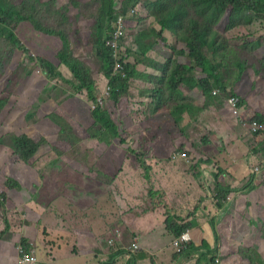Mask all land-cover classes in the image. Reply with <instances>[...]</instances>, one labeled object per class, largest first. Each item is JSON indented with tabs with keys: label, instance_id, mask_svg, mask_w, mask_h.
<instances>
[{
	"label": "rangeland",
	"instance_id": "rangeland-1",
	"mask_svg": "<svg viewBox=\"0 0 264 264\" xmlns=\"http://www.w3.org/2000/svg\"><path fill=\"white\" fill-rule=\"evenodd\" d=\"M11 1L22 7L24 16L31 13L42 27L66 36L72 55L87 63L96 84L91 90L75 93L61 79L51 80L41 65L31 64L29 56L36 58L38 54L20 36L17 37L21 41L19 46L0 37V240L12 241L16 246L27 237L23 230H27V235L30 230L33 237L45 239L46 256L64 249L78 256L87 251L92 254L86 255L87 264H102L116 257L117 247H131L138 241L132 229L123 225V215L129 214L131 223L152 208L178 215L183 204L174 200H184L187 195L192 196L198 191L200 196L196 201L194 199L189 212L201 211L208 200L203 212L214 229L213 236L209 237L213 244L206 240L202 242L205 239L202 236L199 241L202 246L205 242L210 247L215 245L216 254H207L208 259L216 257L220 264H251V257H264V188L260 189L254 181L250 182V176L244 179L245 173L235 172L231 166L244 158V166L249 168L251 155L258 149L260 153L256 155L259 159L253 170L259 168L261 172L257 175L264 181V149H260L264 147V132L255 136L249 127H244L241 120L234 116L225 103V99L232 95H223L218 90L219 103L200 113L187 110L181 123L177 122L176 115L171 112L180 101L169 99L164 109L159 110L157 103L152 105L154 98L151 91L157 87L156 84L143 88L146 90L142 94L146 97L143 100L141 95L133 97V90H130L116 106L107 95V84L106 90L100 88V80L106 78L101 70L96 46L97 39L103 38L106 30L102 13L99 12L100 0ZM116 1L117 8L122 11L126 5L125 0ZM152 1L139 0L137 6L119 15L124 17L126 23L125 55L129 51L141 53L136 41L139 32L149 29L153 24L148 16L151 12L146 5ZM24 23L27 28L34 21L27 19ZM158 28L161 26L158 25ZM222 33L229 40V48L219 54L209 53V56L214 64H226L221 72L226 82L234 85L240 72L237 63L245 61L243 57L248 49L244 45L264 40V19L258 17L250 25L224 28ZM164 34L168 35L169 46L157 45L158 48L155 46L149 55L164 54L166 58L161 63L172 66V59L177 60L187 52L184 58H180V62L189 66L196 65L198 69L190 86L187 80L185 82L188 88L187 102L197 108L203 107L205 104L196 100L200 95V79L206 76L202 71V62L192 60L189 50H186L187 46L172 31L167 29ZM56 39L60 40L58 37ZM41 45L44 47L42 52L56 53L63 49L61 41L54 43L56 50ZM169 47H176L177 50L172 51ZM248 50L250 54L246 57L247 70L242 82H245L247 74L261 77L264 81V46L255 51L252 48ZM55 67L63 72L64 77L74 80L65 67L63 70L57 63ZM140 69L164 75V72L152 67ZM29 71L31 75H27ZM255 93L256 88L248 85L243 96L248 105L245 106L246 110L253 109L248 99ZM92 96L96 97V102ZM131 97V106H128L127 100ZM99 100H102V105ZM99 106L111 111L121 137L113 138L112 134H104L103 138L95 137L101 131L94 116ZM54 117L64 120L67 126L64 128L56 124ZM245 118L248 120L254 117ZM127 122L130 125L126 128ZM22 134L30 136L40 145L37 155L28 161L15 153V141ZM122 139L126 140L125 144L121 142ZM166 147L170 148V156L153 155L156 148ZM180 152L189 154L190 162L174 160L173 155ZM236 153L237 156L234 155ZM10 178L19 181L22 188H7L5 181ZM220 179L234 192L224 201V216L218 219L213 216V211L220 210L216 190V182ZM126 180L129 181V189ZM41 192L52 200L50 205L53 210H47L41 218L28 219L26 201L31 199L29 196L39 198ZM3 193L7 194L6 200H3ZM253 195L256 202L250 200ZM92 217L97 225V231L92 226L97 242L92 245L91 241L86 249H81L64 234L88 228ZM217 228H221L222 234ZM119 233L122 236L114 237ZM14 238L18 240L14 241ZM113 240L115 244L111 243ZM175 255L180 254L175 250ZM118 257L115 264H129V258L125 255L120 260ZM193 257V260L199 259L198 256ZM61 261V264H79L78 261L64 257H61Z\"/></svg>",
	"mask_w": 264,
	"mask_h": 264
},
{
	"label": "trees",
	"instance_id": "trees-1",
	"mask_svg": "<svg viewBox=\"0 0 264 264\" xmlns=\"http://www.w3.org/2000/svg\"><path fill=\"white\" fill-rule=\"evenodd\" d=\"M100 2L99 12L102 13V21L104 26H106V30L104 37L97 39V57L101 63L102 72L110 80L111 99L116 103V106L129 93L131 82L139 79L157 85V87L152 89L151 96L154 98L155 103L158 104V110L164 109L169 99L180 101L171 110L172 114L176 115L178 123L183 121V114L187 110H196L198 111L197 113H200L219 103V97L214 94L216 90H220L223 95L239 96L242 98L243 105H246L245 99L231 90L235 84L230 85L229 82H226L221 72V69L226 64L224 62L214 64L209 53L219 54L229 48V40L222 33L224 28L232 29L238 25H250L258 17L264 19V0H153L147 4V7L161 28L151 26L149 29L139 32L136 42L141 49V53L128 52L126 58L129 62L125 63L127 77L115 74L114 50L109 47L108 41L115 31V23L121 12L123 14L127 13L131 8L137 6L139 0H125L124 3L126 5L125 7L123 6L122 11L117 8L116 0H100ZM27 19L33 20L34 23L26 28L24 22ZM167 29L172 31L179 41L187 46L188 49L186 48V50H189L192 60L194 59L203 64L202 71L206 76L200 79L198 84L200 95L196 99L205 104L203 107L197 108L193 103L187 102L188 88L185 86V82L187 80L190 86V83L195 80L198 70L196 65L189 66L180 62V58H184V54H187V52L182 54L177 60L172 59V66L168 63L160 64L148 57V54L154 50L155 46L160 44L169 46L168 37L164 34ZM18 36L33 47V50L38 54L36 58L29 56L31 64L41 65L51 80L61 79L64 83L69 84L75 93L91 90L95 86L96 80L91 68L86 62L72 55L70 42L66 36L61 32L57 33L54 30L42 27L31 13L28 16H24L22 7H18L11 0H0V37L19 46L21 41L17 38ZM57 37L60 40L56 39ZM60 41L63 49H59L56 53L51 51L42 52L44 47H41V44L56 50L54 43H59ZM263 46L264 40L259 39L256 42L244 45V48H252L255 51ZM169 48L172 51L177 50L176 47ZM240 48L243 50V47ZM248 49L244 53L243 60L245 61L247 55L250 54ZM131 57L136 59V63L130 62ZM145 61L149 62L150 66L156 70L164 72V75L154 76L141 72L138 65L142 62L145 63ZM245 61L237 63L240 72L235 79L236 84L242 81L243 75L247 70ZM56 63L63 70L65 67L74 80L64 77L63 72L56 69ZM31 74V71L27 73V75ZM93 98L96 102V97L94 96ZM191 99L195 100L194 98ZM227 99H225V103ZM0 104L2 105V102ZM110 112L100 106L95 109L94 116L101 130L95 137H101L104 134H112L113 138L121 137L119 126ZM53 116L54 114H52ZM254 120L264 123V115H259ZM54 121L64 128L67 126L65 121L58 117H54ZM254 135L258 136L259 133ZM121 142L125 144L126 140L122 139ZM15 146L17 156L27 161L34 158L40 148V145L26 134L18 137L15 141ZM255 150L258 151V149ZM5 186L12 189L15 186H19V184L10 178L5 181ZM216 190L219 195L218 207L223 209L224 201L234 190L228 189L221 179L216 182ZM6 196L7 194L3 193V200H6ZM176 220L178 219L169 216L167 224L169 231L179 238L184 232L192 228V224L181 225ZM204 246L207 247L209 254H216V251L212 250L207 242L204 243ZM193 251L200 252V248L193 246ZM251 260V264H264V258L261 255L257 259L251 257ZM208 264L220 263L214 257L212 260L208 259Z\"/></svg>",
	"mask_w": 264,
	"mask_h": 264
},
{
	"label": "crops",
	"instance_id": "crops-1",
	"mask_svg": "<svg viewBox=\"0 0 264 264\" xmlns=\"http://www.w3.org/2000/svg\"><path fill=\"white\" fill-rule=\"evenodd\" d=\"M148 16L152 19L150 20V22L153 23L148 28H150L151 26H155L158 28L159 24L157 23L156 19L153 20V15L148 14ZM166 36L168 37V35ZM156 48H158V46ZM148 57L153 58L152 60L154 61L157 60L156 62L158 63L163 62L166 58L164 54H158V53L156 55L148 54ZM130 62L136 63V59L134 57H131ZM146 66L151 68L150 63L146 61L145 63L144 62L140 63L138 65V68L141 72L145 74L161 76V75H158L159 72L157 71L152 72L151 70L145 71V70L140 69V67H146ZM153 69L156 70L155 68ZM245 76H247L245 78V82H242L243 81L242 80L240 83H237L234 86H232L231 89H233L234 92H236L238 95L243 97L245 96V92H246L248 85L250 87H255L256 93L252 96V98L248 99L249 105L253 109L246 110V107H245V116H247L248 118H251V117L255 118L259 115H264V81L261 77L259 78V77H255V76L248 75V74ZM248 77L250 79H248ZM134 81H135L134 83L132 81L133 84H131V87H130V90H133L132 96L137 97L141 95V99L143 100V98H146L142 95L146 92V90H143V88H148V85L152 83H149L143 79L134 80ZM106 84L108 88L109 87L108 79L104 77V79L100 80V86H101L100 88H102V91L107 89L105 86ZM129 99H132V97L128 98L127 100V104H129L128 106H131V104L129 103L130 102ZM244 101L246 102V100ZM152 103H153L152 105L155 106L156 104L155 101H152ZM149 106L151 107L150 104ZM133 107L135 106L133 105ZM121 108L124 109V107H121ZM250 113H252L251 117H250ZM127 123L128 124L125 126L126 128L130 125V122H127ZM96 138H99V137H96ZM102 138H103V135H102ZM168 149L170 148L168 147H166L165 149L156 148L155 151H153V155L156 157L170 156L171 152H169ZM260 149H264V147L263 148L260 147ZM258 152L259 151L255 150L254 154L251 155V158H250L251 164L249 168L244 166V162H243L244 158H240L237 164L234 163V164H231V166L235 169V172L243 171L245 173L244 179H247L248 176H250V182L254 181L256 186L262 189L264 188V181H262V179L260 178V175L254 174L253 172L254 171L253 167H255V162H257L259 159L256 155V153ZM234 155L237 156L238 153ZM72 167L76 171L78 170L76 167L74 166ZM237 167H240V169L238 170ZM90 179H92V177ZM14 180L17 181L16 179ZM17 182L19 186H15L12 189L22 188V184L19 181ZM43 186H45V184H43ZM126 187L127 189H129L128 180H126ZM39 189L40 188H38V190ZM260 189L258 190L260 191ZM199 194L200 192L195 191L194 195L192 196L187 195L186 199L184 200L175 199L174 200L175 202H180V204H183L182 207L179 208L181 209V211H180V214L178 215H174V213L171 214L170 212H168L167 214L165 212L160 211L159 210L160 208H152L147 213H144L138 218L133 219L134 223L130 222L129 214H127L126 216L123 215L122 216L123 221L125 222V224L123 223V225H128V229H132V233L134 234V236H137L138 241H135V243L132 244L131 247H123V248L117 247L115 253L118 252V254L116 255V257H112L110 258L109 261L104 262L102 264H115V261L120 254H121L120 256L121 258L123 257V255L129 258V261H128L129 264L130 263L131 264H208L209 256L207 254H209V251L208 249L205 248L204 245L202 246V244H199V241L201 240L200 236L205 238V239H202V242L206 240L208 243L213 244L211 240L209 239V237H211V235L213 236L214 229L209 225L210 219H208L205 212H203V210L205 211L206 209V204H208V200L206 203H204L205 204L204 209H202L201 211L199 210L197 212H192V213L189 212V207H191L194 204V199L195 201L196 199H198V197L200 196ZM29 197L31 199L26 201L27 206H25V210H26L25 212L27 214L28 219L35 220V219L41 218V216H43V214L47 212V210L48 211H50L51 209L53 210V208L50 205L52 200L46 198L44 195V192H41V195L39 198H35V197L32 198L31 196ZM250 200L253 202H256L254 195L250 197ZM262 200L264 202V199ZM224 210L225 209L223 208V209H220L218 212L213 211V216L218 219H221L222 216H224L223 215ZM169 216L174 217L175 219H178V222L181 225H187L191 223L192 228L184 232L182 236L178 238L168 229L167 222H168ZM91 221L92 222L87 225L89 226L88 228H79V229L72 231V233L68 232L64 235L70 237L72 241H75V244L81 249H86L87 245L91 244V241H92V245L94 243L96 244L97 235L95 234L96 232L94 228L97 231V225L96 223H94L95 219L93 217ZM181 221H184L185 223H182ZM220 225L218 227H220ZM217 230L220 234H222L221 228H217ZM23 231H24V235L27 236L25 239L32 242L38 258L44 264H61L62 262L61 257L78 261L79 264H87L88 260L86 258V255H92L91 253L88 254L87 251H85V254L84 255L82 254L81 256H78L76 254L72 255L70 254L68 249H64V250H60L59 252L49 251L51 253L53 252L54 253L52 254V256H46L45 239L43 237L41 238L40 236H39V239L33 237L32 236L33 232H31L30 230L28 231V235L26 232L27 230L26 231L23 230ZM22 235H20L19 238H21ZM93 235H94V238H91L93 237ZM118 235L122 236V234L119 233L115 235L114 237ZM184 235L187 236L189 241H183L182 238ZM15 236L17 237L19 235H15ZM17 240H18L17 238H14V241H17ZM177 241L182 242V246L180 248L177 247L176 245ZM185 244H186V247H185ZM189 244H191V246H189ZM136 246H138L137 249H136ZM193 246L200 248V252H198L199 254L193 251ZM213 246L210 248L215 251L214 249L215 247ZM204 249H206V251ZM175 250L179 252L180 254L179 256L175 255ZM194 253L195 255H193ZM193 256H196V257L198 256L199 259L193 260L194 258ZM120 257H118V260L121 259ZM88 259H91V258H88ZM17 263H18V255L15 249V243H13L12 241L7 242V241L0 240V264H17Z\"/></svg>",
	"mask_w": 264,
	"mask_h": 264
},
{
	"label": "built area",
	"instance_id": "built-area-1",
	"mask_svg": "<svg viewBox=\"0 0 264 264\" xmlns=\"http://www.w3.org/2000/svg\"><path fill=\"white\" fill-rule=\"evenodd\" d=\"M126 36V23L124 21V17H119L115 23V31L112 34L111 39L108 41L109 47L114 50V59L116 61L115 64V74L122 75L127 77L126 70H125V63L129 62L123 52H125L124 47V39ZM111 88L108 87L107 95L111 98ZM215 95H218V90L214 92ZM100 105H102V100H99ZM227 107L233 112L234 116L241 120L244 127H249L250 131L254 134H261L264 132V123H261L258 120L253 119H246L245 117V106L243 105L242 98L239 96H231L226 100ZM174 160H185L190 162L189 154L185 152H180L176 155H173ZM254 172L257 174L260 172L259 168L254 169ZM183 241H189L187 236H183ZM111 243L115 244L113 240ZM177 247L182 246L181 241H177ZM138 246H136V249ZM17 255H18V263L17 264H43L40 259L38 258L35 250L33 249L32 242L21 239L15 246ZM220 263V261L218 260Z\"/></svg>",
	"mask_w": 264,
	"mask_h": 264
}]
</instances>
